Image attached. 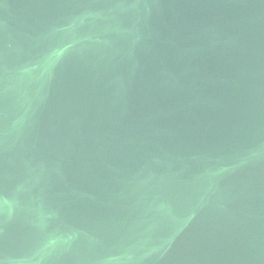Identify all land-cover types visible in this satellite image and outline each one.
<instances>
[{
    "label": "water",
    "instance_id": "95a60500",
    "mask_svg": "<svg viewBox=\"0 0 264 264\" xmlns=\"http://www.w3.org/2000/svg\"><path fill=\"white\" fill-rule=\"evenodd\" d=\"M0 264H264V0H0Z\"/></svg>",
    "mask_w": 264,
    "mask_h": 264
}]
</instances>
